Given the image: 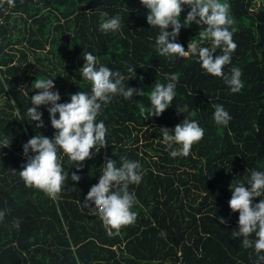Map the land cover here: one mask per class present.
<instances>
[{
	"label": "trees",
	"instance_id": "1",
	"mask_svg": "<svg viewBox=\"0 0 264 264\" xmlns=\"http://www.w3.org/2000/svg\"><path fill=\"white\" fill-rule=\"evenodd\" d=\"M228 3L236 48L224 71L241 69L243 87L237 92L191 55H160L154 47L158 27L147 23L140 0H0V134L12 137L0 149V264H255L253 249L231 235L238 210L227 202L230 183L246 182L253 168L264 170V0ZM101 10L120 15V31L98 30ZM182 24L177 40L186 47L199 39L203 25ZM84 47L125 75L129 65L136 67L124 84L143 93L102 103L97 119L108 129V144L79 169L64 154L61 164L69 176L52 198L19 175L26 159L22 144L36 133L51 137L55 131L46 106H40L39 129L26 109L38 79L53 78L61 101L89 89L78 72ZM165 73L178 77L176 96L161 115L144 118L150 91L166 82ZM185 104L188 110L179 112L176 105ZM215 104L230 114L227 125L215 123ZM184 117L197 120L204 135L187 155L173 157L160 127L172 128ZM105 154L139 160L143 170L141 182L129 184L137 198L135 220L118 230L83 204ZM73 171L79 181L71 180Z\"/></svg>",
	"mask_w": 264,
	"mask_h": 264
},
{
	"label": "clouds",
	"instance_id": "2",
	"mask_svg": "<svg viewBox=\"0 0 264 264\" xmlns=\"http://www.w3.org/2000/svg\"><path fill=\"white\" fill-rule=\"evenodd\" d=\"M140 4L147 9V23L158 27L154 47L160 55L169 58L191 55L206 73L221 76L230 91L237 92L243 87L238 66L233 65L229 71H224V65L230 64L232 52L236 48L232 38L234 29L230 27L234 20L228 0H140ZM185 7L188 10L181 20L180 14ZM99 15L102 22L98 30L105 33L120 31L122 20L118 13L109 15L107 11L101 10ZM182 21L203 25L198 33L199 39L188 41L186 47L177 40L184 26ZM84 49L83 65L78 72L81 78L90 82L89 89H78L70 94L67 101H61L53 78L38 79L34 85L38 91L31 95V106L26 109L28 119L35 121V127L39 129L44 126L40 106H46L50 125L55 131L51 137L36 133L22 144L26 159L22 162L19 175L26 185L42 189L52 198H56L69 176V171L65 172L61 164L64 154L70 161L79 162L75 166L79 169L85 158L108 144V129L103 120L97 119L102 111V103L109 102L114 95L130 99L133 95L143 93L140 88L124 84L125 80L129 81L135 75L136 67L129 65L125 75L99 62L92 51L86 50L88 48ZM164 75L166 82H156L150 91V108L141 113L144 118L161 115L176 96L177 75ZM176 107L184 113L189 106ZM212 116L218 125H227L231 119L222 104L214 105ZM160 135L170 149L169 155L175 157L178 154L187 155L192 144L203 137L204 129L197 120L184 117L172 128L161 126ZM11 141L12 137L0 134V149L9 146ZM142 176L139 160L121 156L118 161L105 154L97 182L86 192L83 204L98 215L110 230H118L121 225L135 220L136 213L132 206L137 198L135 192L129 190V184H139ZM80 178L78 171L71 173V180L79 181ZM229 189L231 195L228 206L233 212L238 210L237 227L231 235L242 237V245L253 249L256 253L255 264H264V198H261L264 194V170L251 169L246 182L230 183ZM253 197L260 199L253 201ZM3 216L4 212L0 211V219ZM217 219L225 223L224 217Z\"/></svg>",
	"mask_w": 264,
	"mask_h": 264
}]
</instances>
